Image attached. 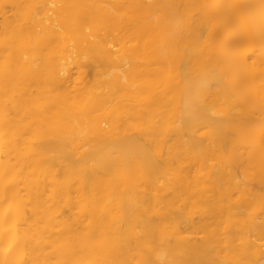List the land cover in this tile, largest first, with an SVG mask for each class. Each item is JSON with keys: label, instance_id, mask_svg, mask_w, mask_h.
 <instances>
[{"label": "bare ground", "instance_id": "bare-ground-1", "mask_svg": "<svg viewBox=\"0 0 264 264\" xmlns=\"http://www.w3.org/2000/svg\"><path fill=\"white\" fill-rule=\"evenodd\" d=\"M0 264H264V0H0Z\"/></svg>", "mask_w": 264, "mask_h": 264}, {"label": "clouds", "instance_id": "clouds-1", "mask_svg": "<svg viewBox=\"0 0 264 264\" xmlns=\"http://www.w3.org/2000/svg\"><path fill=\"white\" fill-rule=\"evenodd\" d=\"M199 84L201 87H209L211 83L213 82L210 78V75L208 73H205L203 76L199 78Z\"/></svg>", "mask_w": 264, "mask_h": 264}]
</instances>
